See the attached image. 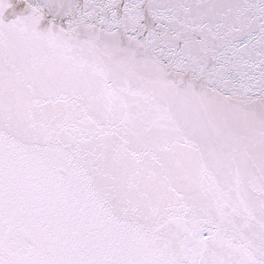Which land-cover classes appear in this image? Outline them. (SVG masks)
Returning <instances> with one entry per match:
<instances>
[{
  "label": "snow or ice",
  "instance_id": "1",
  "mask_svg": "<svg viewBox=\"0 0 264 264\" xmlns=\"http://www.w3.org/2000/svg\"><path fill=\"white\" fill-rule=\"evenodd\" d=\"M0 264H264V0H0Z\"/></svg>",
  "mask_w": 264,
  "mask_h": 264
}]
</instances>
